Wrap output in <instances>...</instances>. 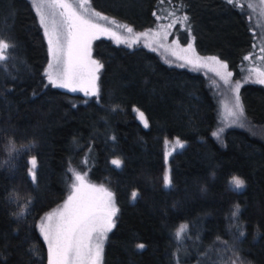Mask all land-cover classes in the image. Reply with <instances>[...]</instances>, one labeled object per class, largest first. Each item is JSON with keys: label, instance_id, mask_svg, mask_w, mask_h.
<instances>
[{"label": "trees", "instance_id": "trees-1", "mask_svg": "<svg viewBox=\"0 0 264 264\" xmlns=\"http://www.w3.org/2000/svg\"><path fill=\"white\" fill-rule=\"evenodd\" d=\"M164 1L90 0L138 31L155 26ZM167 1L187 15L198 51L226 62L238 78L256 42L247 9L234 0ZM0 36L16 44L15 58L0 69V264H47L38 225L66 199L71 166L89 169L115 195L104 264H231L232 248L245 264H264V134L233 127L221 141L213 137L220 101L204 74L170 66L144 46L100 38L93 48L103 64L97 101L48 84V45L30 0H0ZM240 94L247 119L264 127V85L246 84ZM167 138L185 147L169 161L166 189ZM233 175L245 181L243 190H230ZM235 204V223L245 231L239 239L230 227Z\"/></svg>", "mask_w": 264, "mask_h": 264}, {"label": "snow or ice", "instance_id": "snow-or-ice-1", "mask_svg": "<svg viewBox=\"0 0 264 264\" xmlns=\"http://www.w3.org/2000/svg\"><path fill=\"white\" fill-rule=\"evenodd\" d=\"M228 2L231 3L232 0H228ZM36 10L39 15V23L47 39L50 57L45 71L48 84L55 88L67 89L70 92H83L85 96L96 97L98 101L100 90L97 81L103 64L91 56L92 41L103 35H108L120 42L113 27L106 25L123 28L128 33H132L133 29L128 25L120 24L116 19L109 18L100 11H95L89 0H39ZM242 14L247 15V13ZM170 15H175V13H170ZM181 20L187 21V15H183L174 23ZM101 21L105 23H101ZM165 27L171 28L173 23H169ZM152 34L157 35L158 33ZM139 35L145 36L148 33ZM173 44L179 47L178 41L173 40ZM15 48L14 42H9L0 36V69L5 68L7 62L15 58L13 55ZM180 50L185 55L177 56V59L184 61L179 67H184L185 64L194 68L208 67L209 71L220 77L224 84L233 83L230 80L233 73L229 71L228 64L218 57L199 56L192 43ZM260 51L264 52V48H261ZM172 54L176 55L175 52ZM250 58V56L244 57L245 60ZM209 65L212 66L209 67ZM251 72L256 73L255 82L264 84V71L253 68ZM240 87V82L236 81L231 89L235 93V97L228 116L232 117V125L244 128L249 122L240 100ZM133 110L138 114L143 126L148 128L149 122L145 118V114L138 108ZM223 132L224 128L219 127L212 133V136L219 140ZM165 143L167 144L168 141L166 140ZM184 147L185 144L176 138L173 151ZM13 150L19 151L14 146ZM165 155L167 158L171 153L168 152ZM30 163L32 167L29 172L32 180L35 181L36 158L32 157ZM111 163L117 168H120L122 164L119 159H113ZM69 173L74 177L70 185V193L60 206L43 215L38 225L39 233L47 245V264H101L104 241L107 239V233L114 227L113 218L119 211L116 207L114 194L102 184L91 183L86 178V170L82 174L79 170L69 168ZM163 181L166 189L171 187L172 180L168 172L165 173ZM228 184L230 190L233 191H241L246 186L245 181L236 175L229 179ZM131 197L135 201L137 193L133 191ZM30 204L29 200L28 206ZM240 213L241 206L235 204L231 211L234 223L230 227L237 228V239L245 236L243 227L235 223L238 221ZM26 214L30 213L25 210L18 213V216L22 218ZM186 231L187 225H182L176 231L175 236L178 241L182 242ZM217 239L220 238L217 237ZM137 247L143 249L145 246L141 243ZM230 250L235 257L231 264H245L243 258L234 248ZM32 251L35 252L36 249H32Z\"/></svg>", "mask_w": 264, "mask_h": 264}, {"label": "rangeland", "instance_id": "rangeland-1", "mask_svg": "<svg viewBox=\"0 0 264 264\" xmlns=\"http://www.w3.org/2000/svg\"><path fill=\"white\" fill-rule=\"evenodd\" d=\"M234 1H236L241 6H244L247 9V11L249 12L250 18L254 24V28H255V32H256V42L254 44L253 50L248 55H246V56H250L251 58L248 60H245L240 76L238 78H236L235 73L229 69V71H231L233 73L232 77L230 78V80L233 83L228 84V85L224 84V82L220 79V77L216 76L214 72L209 71L208 67L194 68L191 65H187V64H185L184 67H179V65L183 64L184 61L177 59V56L185 55V53H183L180 49L186 48L187 44H189V43L193 44V46L196 50V53L199 56L209 57L211 55H202L198 51L197 46H196V40H195L193 32L190 29V26L188 24V20L187 21L181 20L178 23H174V21H176L177 19H179L180 17H182L185 14L183 13V10L181 9V7L173 5L170 1L166 0L163 2L164 5L161 8V13L158 14V16H157V23L155 24L154 27L143 30V31H138V30H135L134 28H132L131 26L128 25L129 27H131L133 29L132 33H128L123 28H115L112 25H106L109 27H113V30L117 32V35L119 37L120 42H117L116 38L108 36V35H103L100 37V38L111 39L113 42H115L117 44L125 45L128 47L144 46V47L148 48L149 50L157 53L161 57V59L166 64H168L170 66H174V67H178V68H182V69H188V70H191L194 72H199V73L204 74L208 78L210 85L212 86L213 90L215 91V93L218 96V99L220 101V118H219L218 127L216 129V131H217L219 127L224 128V132L221 133V137L219 139L220 141L223 139V136L227 130H229L230 128H233V127H239L238 125H232L231 124L232 117L228 116V111L230 109H232L233 104H234L235 93L231 91L232 87H234V83L236 81H239L241 84V87L246 85V84H250V83L251 84H260V83L255 82L256 81V73L251 72V70L253 68H255L259 71H264V52L260 51L261 48H264V0H234ZM30 2L32 3V5H33V7L37 13L36 4L39 2V0H30ZM89 2H90V0H89ZM90 4H91V2H90ZM95 11H97V10H95ZM170 13H175V15H170ZM104 15H106V14H104ZM37 16L39 19L38 13H37ZM108 17L111 18L110 16H108ZM101 23H105V22L101 21ZM119 23L122 25H127V24H124L121 22H119ZM169 23H173V27L166 28L165 26L168 25ZM140 33H148V35L140 36L139 35ZM152 33H158V34L153 35ZM45 39H46V37H45ZM97 40L98 39L93 40L92 45H91V56L93 59H95L93 56L94 43ZM173 40L178 41L179 47H177L176 44H173ZM46 41H47V39H46ZM173 52H175L176 55H173L172 54ZM49 60H50V57H49ZM211 66L212 65H209V67H211ZM228 68H229V66H228ZM46 69H47V67H46ZM101 71H102V69L100 70V72L98 74L99 80L97 81V85L99 87V90H100ZM241 87H240V89H241ZM63 90H67V89H63ZM75 93H80V94L84 95L83 92H75ZM239 95H240L241 103L243 104L242 97L240 94V90H239ZM86 97L94 98V97H90V96H86ZM245 116H246V114H245ZM247 121L249 123L244 128L252 129L259 134H264V127L254 126L252 123H250V121L248 119H247ZM166 140L168 141V143L167 144L165 143V152L171 153V155L167 156V158H166L167 159L166 172H168L170 174L169 161H170L171 157L176 152H178L182 149H177L176 151H173V145H174L176 138H167ZM84 165H88V162L85 163ZM70 168L76 169L73 166H71ZM76 170H78V169H76ZM86 171H87V177L86 178L91 183H95L90 179L89 169H87ZM81 173L83 174L84 171H81ZM73 180H74V177L72 176L71 182ZM71 182H70V185H71ZM95 184H97V185L102 184L104 187L108 188V186L104 182L95 183ZM108 189L110 191H112L110 188H108ZM69 193H70V186H69L68 194ZM114 197H115V195H114ZM115 202H116V199H115ZM116 207L118 208L117 203H116ZM56 208H54V209H56ZM116 217H117V214L113 218L114 224L116 221ZM113 228H112V230H113ZM112 230L107 233V239L104 241V245H103L104 250H103V256H102L101 264H104V252H105L106 244H107V241L109 239V236H110Z\"/></svg>", "mask_w": 264, "mask_h": 264}]
</instances>
